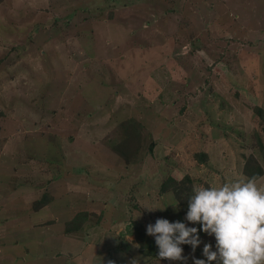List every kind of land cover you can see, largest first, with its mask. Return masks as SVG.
<instances>
[{"label": "rangeland", "instance_id": "1", "mask_svg": "<svg viewBox=\"0 0 264 264\" xmlns=\"http://www.w3.org/2000/svg\"><path fill=\"white\" fill-rule=\"evenodd\" d=\"M259 109L264 0H0V264H183L141 255L132 222L187 224L177 192L258 167L264 186ZM199 234L187 264L216 250Z\"/></svg>", "mask_w": 264, "mask_h": 264}, {"label": "clouds", "instance_id": "2", "mask_svg": "<svg viewBox=\"0 0 264 264\" xmlns=\"http://www.w3.org/2000/svg\"><path fill=\"white\" fill-rule=\"evenodd\" d=\"M192 192L187 198V224L159 218L147 226L146 234L155 238L159 259L187 264L182 245H190L194 253L202 243L199 233L203 231L214 236L216 250L211 243L204 244L206 259L193 256L194 264H264V186L258 187L256 179L249 178L219 187L193 186ZM130 264H139V260L134 258Z\"/></svg>", "mask_w": 264, "mask_h": 264}, {"label": "trees", "instance_id": "3", "mask_svg": "<svg viewBox=\"0 0 264 264\" xmlns=\"http://www.w3.org/2000/svg\"><path fill=\"white\" fill-rule=\"evenodd\" d=\"M259 112L261 110L259 109ZM262 114V112H261ZM261 120L264 121V114L260 116ZM124 127V136L120 139V142H118L112 149L117 152L121 157H123L126 161L132 160L135 155L138 154V151L140 149L141 143L140 138L137 134V125L135 124L134 127L130 124L123 125ZM152 147V146H151ZM197 160L202 163L206 161L207 156L204 153H200L196 155ZM262 172V169L260 167L256 168L255 173H247L251 178L257 179ZM174 183V180L172 177H168L164 182L161 184V191L162 193L167 192L169 189L170 184ZM176 196L178 197V201L180 205H185V207H188V197L191 196L190 194H187L186 197L180 198L179 193L177 192ZM132 229H133V235L135 238V241L138 245V251L141 255L153 259H159L158 257V248L155 244V238H151L146 235V232L142 229V227L136 222H132Z\"/></svg>", "mask_w": 264, "mask_h": 264}]
</instances>
